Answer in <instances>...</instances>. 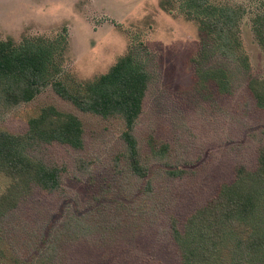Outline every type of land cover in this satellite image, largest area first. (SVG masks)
Masks as SVG:
<instances>
[{
    "label": "rangeland",
    "instance_id": "obj_1",
    "mask_svg": "<svg viewBox=\"0 0 264 264\" xmlns=\"http://www.w3.org/2000/svg\"><path fill=\"white\" fill-rule=\"evenodd\" d=\"M216 1L246 9L240 28L250 69L231 63L232 92L226 94L213 82H199L193 59L203 45L198 26L177 8L165 10L163 0H0V39L52 38L65 30L69 51L64 75L94 78L108 71L130 46L135 48L152 73L145 111L135 133L154 188L150 185V199L137 194L148 190L146 181L134 177L119 156L121 119L84 113L49 87L0 123L20 133L26 130L29 116L44 105L74 112L84 123L85 149L54 145L35 152L52 163L66 164L70 170L82 158L90 169L83 181L66 177L61 196L36 193L9 216L4 225L9 228L10 240L1 243L0 264L39 262L43 230L54 235L56 226L79 211L90 212L88 218L97 216L103 224L115 223L114 228L120 224L123 235L113 238L112 228V242L104 247V257L101 248L85 237L70 252L69 264H142L145 258L146 264H175L160 234L164 216L174 213L184 217L203 204L220 182L233 178L236 163L253 166L256 149L264 143V110L256 107L248 87L251 78L264 79V50L251 22L260 0ZM209 64L221 65L216 55L210 57ZM151 138L169 144L164 159L153 157ZM176 167L182 168L184 175L167 177L165 170ZM7 184L0 174V192ZM125 200L131 203L123 205ZM134 205L142 209L137 217L129 213ZM124 241L129 247H124ZM153 258L157 263H151Z\"/></svg>",
    "mask_w": 264,
    "mask_h": 264
},
{
    "label": "trees",
    "instance_id": "obj_2",
    "mask_svg": "<svg viewBox=\"0 0 264 264\" xmlns=\"http://www.w3.org/2000/svg\"><path fill=\"white\" fill-rule=\"evenodd\" d=\"M163 6L169 11L179 9L187 20L198 26L203 45L193 59L199 82H213L223 94L232 92L234 70L231 63L250 69L240 28L246 9L216 0H163ZM251 22L264 50V0L258 1ZM68 51L65 30L52 38L37 35L26 36L20 41L13 37L0 39V122L12 110L32 102L49 87L84 113L121 119L122 151L119 156L134 177L146 181L148 192L137 194L150 199L153 195L150 185L154 189L151 170L143 159L135 133L145 111L152 80L150 69L130 46L105 73L80 79L74 74L64 75ZM214 55L221 65L209 64ZM248 87L256 107L264 110V79L253 77ZM54 145L68 150L85 149V127L77 114L47 104L29 116L23 132H13L0 123V174L8 181L0 192V250L1 243L10 240L9 228L4 224L9 223V216L23 202L36 193L61 196L65 192L66 177L71 175L83 181L89 171L85 159H77L70 170L66 164L52 163L35 152L37 148ZM169 149L168 143L151 138L153 157L164 159ZM165 173L175 178L183 176L184 170L169 168ZM131 199L138 202L135 197ZM128 203L131 202L122 201L123 205ZM129 213L137 217L142 209L134 205L129 207ZM90 214L81 211L74 216L71 214L56 226L52 236L47 228L44 229L39 236V262L36 264H69L70 252L85 237L91 238L88 242L95 243L101 248L103 257L106 256L104 247L112 242L110 237L123 235L120 224L114 228L115 223L103 224L97 216L88 218ZM164 218L165 226L159 230L175 264H264V143L256 149L254 165L236 163L233 178L220 182L217 191L203 204L184 217L170 213ZM127 242H123L124 247H129ZM147 259L142 264H146ZM151 263L157 262L153 258Z\"/></svg>",
    "mask_w": 264,
    "mask_h": 264
}]
</instances>
